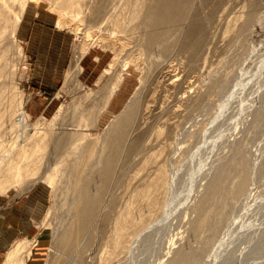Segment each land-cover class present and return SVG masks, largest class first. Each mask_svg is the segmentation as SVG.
<instances>
[{"label": "rangeland", "instance_id": "rangeland-1", "mask_svg": "<svg viewBox=\"0 0 264 264\" xmlns=\"http://www.w3.org/2000/svg\"><path fill=\"white\" fill-rule=\"evenodd\" d=\"M160 1L0 0V164L21 174L0 188V264L18 242L27 264H264V0H178L149 26ZM87 182L101 203L68 253ZM128 211L144 227L111 259Z\"/></svg>", "mask_w": 264, "mask_h": 264}, {"label": "bare ground", "instance_id": "bare-ground-1", "mask_svg": "<svg viewBox=\"0 0 264 264\" xmlns=\"http://www.w3.org/2000/svg\"><path fill=\"white\" fill-rule=\"evenodd\" d=\"M178 4H179L178 0H161L160 2H157V4H156L157 6L154 3V6H155L154 9L148 10L147 24L149 26L156 24L158 22L157 19L160 18L159 12L161 13V15H163L162 17L167 16V13L169 14V12L172 11V9L178 8ZM136 11H137L136 14L138 16H141L143 13L142 12L143 6L137 7ZM152 16H156L157 18L152 19ZM200 42H201L200 40H199V42H197V40H196V41L190 43L193 51L195 50V48H197V46H199ZM133 112L134 111L130 110V112L127 113V115L123 119L119 120L115 125L111 126L109 131L107 132L106 140L108 141L110 139L109 141H110V143H112L113 149L116 150L117 148L121 147V143L123 142V140L125 139V136H126V131H127V127H128L127 125L131 121V116H132ZM25 151H26V149H25ZM102 151L104 154L105 153L104 150H102ZM86 152H87L88 158H93V156H94V149L93 148H91V147L88 148L86 150ZM83 154H84V152H83ZM115 157H116V155L114 156L112 154L111 158H108V159L106 158L103 160V156L102 155L99 156L98 162H100V164L105 162L103 166L99 167V172H98L100 176H103L104 180L109 178ZM9 161H5V162H2L0 164V188L7 186L9 183H11L12 179L18 180L19 176L21 175L20 170H19L20 169L19 164L13 165ZM164 171H166V170H163V174L161 173L162 177H160V180L158 182L154 183L153 185H156L159 187L166 186L168 179H169V175L167 173H165ZM78 177H79V175H78ZM50 184H51V181H50ZM90 185H91V183L87 182V186L82 191L79 192L80 194H79L78 198L76 199V203L78 204L76 206V209L78 210V212L75 216V220L71 224H69L66 231L63 233V235L58 240V245H59L58 247H60V248L62 247V249L68 253L75 251L78 248L80 242L82 240H84V238L86 236V231L91 226V223H92L93 219L96 217L97 212L99 210L103 191H102V189H100L98 192L91 195L89 192V186ZM150 193H151V190L145 192L144 196L148 198V197H150L149 196ZM138 197L142 198L140 200H143V191L139 193V195L136 197V199H138ZM148 199L146 201H148ZM141 224L142 223H138V224L134 223L131 220V211H128L125 214L124 213L121 214V216L118 218V220L115 223L114 238L112 241L113 246H114V251L110 254L111 259H112V257H114L116 255V253L119 250H120V252L128 251L127 249L130 247L129 246L130 238L132 237L130 232L135 231L136 233H139V231L142 229V227H144V225L143 224L141 225ZM140 235H139V237H140ZM134 241H136V240L134 239L133 242ZM131 246H132V243H131ZM30 255H31V249L29 246V242H18L8 252L4 264H27V260L29 259ZM102 257H103V254H102ZM48 264H55V263L50 262Z\"/></svg>", "mask_w": 264, "mask_h": 264}]
</instances>
